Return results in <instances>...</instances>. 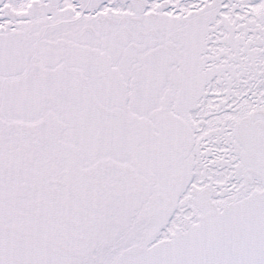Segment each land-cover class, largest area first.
<instances>
[{
  "label": "snow or ice",
  "instance_id": "1",
  "mask_svg": "<svg viewBox=\"0 0 264 264\" xmlns=\"http://www.w3.org/2000/svg\"><path fill=\"white\" fill-rule=\"evenodd\" d=\"M0 264H264V0H0Z\"/></svg>",
  "mask_w": 264,
  "mask_h": 264
}]
</instances>
